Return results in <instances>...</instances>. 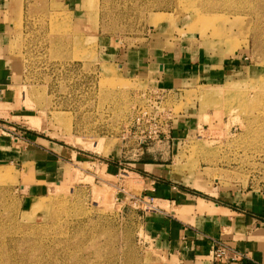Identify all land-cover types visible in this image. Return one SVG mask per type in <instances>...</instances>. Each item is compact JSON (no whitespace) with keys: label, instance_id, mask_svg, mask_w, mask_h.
Masks as SVG:
<instances>
[{"label":"rangeland","instance_id":"rangeland-1","mask_svg":"<svg viewBox=\"0 0 264 264\" xmlns=\"http://www.w3.org/2000/svg\"><path fill=\"white\" fill-rule=\"evenodd\" d=\"M6 14L26 109L0 112V134L32 130L84 155L41 191L27 166L0 165V264H182L149 214L187 207L150 186L175 181L216 202L264 191V0H10ZM155 44L201 46L237 67L177 88L126 73V54ZM208 238L213 262L222 244L243 254L225 264H251Z\"/></svg>","mask_w":264,"mask_h":264},{"label":"crops","instance_id":"crops-1","mask_svg":"<svg viewBox=\"0 0 264 264\" xmlns=\"http://www.w3.org/2000/svg\"><path fill=\"white\" fill-rule=\"evenodd\" d=\"M9 3L10 0H0V112L19 115L26 108L21 92L15 86L12 63L6 53L8 23L5 18ZM153 49V55L143 46L131 49L126 54V73L140 71L156 76L162 85L177 88L197 79L219 80L222 75L234 71L237 67L234 63H238L236 57L223 60L225 55L211 53L201 46L173 52L157 44ZM213 56L219 60H212ZM83 155L79 150L32 130L28 131L27 139L0 134V165L27 166V176L31 180L29 187L35 191L49 189L52 182L59 181L60 177L63 179L73 160L82 159ZM152 165L154 174L161 175L160 164ZM107 167H112L109 162ZM186 185L162 180L150 186L158 197L172 200L176 205L184 203L182 206L188 210L182 216L162 211L149 214L162 246H166L182 264H214L208 236H222L233 246L247 251L251 264H264V191H233L216 202L202 196L194 198ZM192 205L194 210L189 211Z\"/></svg>","mask_w":264,"mask_h":264},{"label":"built area","instance_id":"built-area-1","mask_svg":"<svg viewBox=\"0 0 264 264\" xmlns=\"http://www.w3.org/2000/svg\"><path fill=\"white\" fill-rule=\"evenodd\" d=\"M233 250L234 249H232L230 246L218 244L217 248H214L213 250V259L215 264H225L228 259L235 260L243 257V254L238 253L236 250H234L232 253L231 251ZM241 264H243V262H241Z\"/></svg>","mask_w":264,"mask_h":264},{"label":"bare ground","instance_id":"bare-ground-1","mask_svg":"<svg viewBox=\"0 0 264 264\" xmlns=\"http://www.w3.org/2000/svg\"><path fill=\"white\" fill-rule=\"evenodd\" d=\"M206 93H207L206 95L209 96L208 98L212 97L213 93L211 94V91H207Z\"/></svg>","mask_w":264,"mask_h":264}]
</instances>
